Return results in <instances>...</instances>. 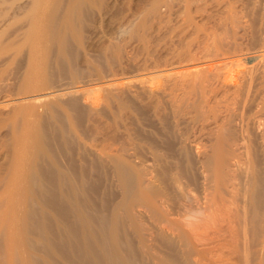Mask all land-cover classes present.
<instances>
[{"label": "rangeland", "instance_id": "1", "mask_svg": "<svg viewBox=\"0 0 264 264\" xmlns=\"http://www.w3.org/2000/svg\"><path fill=\"white\" fill-rule=\"evenodd\" d=\"M35 2L0 0V264H264V0Z\"/></svg>", "mask_w": 264, "mask_h": 264}, {"label": "bare ground", "instance_id": "2", "mask_svg": "<svg viewBox=\"0 0 264 264\" xmlns=\"http://www.w3.org/2000/svg\"><path fill=\"white\" fill-rule=\"evenodd\" d=\"M36 2H37V4H38V2H39V0L37 1L36 0ZM35 2V3H36ZM40 4H41V2H39ZM40 4H39V6H35V7H38L39 9H41V7H40ZM38 8H36L37 10H38ZM38 12H39V10H38ZM38 37V36H37ZM37 37H33V39H38ZM262 57V54H253V55H249V56H247V58L245 59L246 61H247V63L248 64H250L251 65V67L249 68V71L250 72H252V73H254V72H257L258 70H259V65H260V58ZM235 63V62H234ZM238 63H239V61H238ZM239 65V64H238ZM231 66V65H230ZM226 67V66H225ZM236 67V66H235ZM203 70V69H202ZM113 83V82H112ZM110 84V85H107V84H105V87L107 88V86L109 87H112L114 84ZM115 83V82H114ZM112 85V86H111ZM98 88H101L102 89V87L101 86H93V87H90V88H87V89H83V90H80V89H78V88H71V89H60V90H57V91H55V92H52V94H49V96L50 97H52V98H59V97H64V96H68V95H74V94H78V93H80V92H85L86 94H87V92H91V91H93V90H98ZM104 88V87H103ZM100 90V89H99ZM49 96H47L48 98H50ZM77 96V95H76ZM3 103H2V105L4 106V107H7V106H13V104H14V100H6V101H2ZM103 247H104V245H103ZM99 253V252H98ZM97 253V254H98ZM102 255V257H104L105 255H103V254H101ZM101 255H98L97 257H98V260L100 259V261H102V263L101 264H109V263H112L113 261L115 262L114 264H121V262L123 263V264H125L123 261H119V256L117 255V254H115L114 256H110L109 258H108V256L106 257H104V258H101ZM96 257V258H97ZM113 257V258H112ZM103 259V260H102ZM112 259V260H111ZM95 260V259H94ZM97 260V261H98ZM121 260V259H120ZM99 263V262H98ZM93 264V263H92ZM95 264H97V263H95ZM113 264V263H112Z\"/></svg>", "mask_w": 264, "mask_h": 264}]
</instances>
